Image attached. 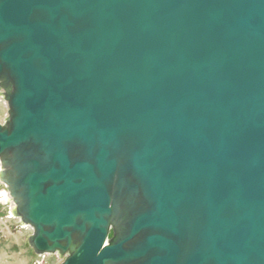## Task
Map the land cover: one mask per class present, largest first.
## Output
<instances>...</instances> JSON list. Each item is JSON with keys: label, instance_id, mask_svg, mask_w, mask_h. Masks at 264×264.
<instances>
[{"label": "water", "instance_id": "water-1", "mask_svg": "<svg viewBox=\"0 0 264 264\" xmlns=\"http://www.w3.org/2000/svg\"><path fill=\"white\" fill-rule=\"evenodd\" d=\"M0 179L61 264H264V0H0Z\"/></svg>", "mask_w": 264, "mask_h": 264}, {"label": "rangeland", "instance_id": "rangeland-1", "mask_svg": "<svg viewBox=\"0 0 264 264\" xmlns=\"http://www.w3.org/2000/svg\"><path fill=\"white\" fill-rule=\"evenodd\" d=\"M7 102L0 95V123L7 118ZM5 187L0 184V264H61L58 255L37 256L27 244L32 230L9 214L12 203L6 199ZM14 208V206H13ZM11 212V211H10Z\"/></svg>", "mask_w": 264, "mask_h": 264}, {"label": "bare ground", "instance_id": "bare-ground-1", "mask_svg": "<svg viewBox=\"0 0 264 264\" xmlns=\"http://www.w3.org/2000/svg\"><path fill=\"white\" fill-rule=\"evenodd\" d=\"M7 114H8V113H7ZM0 168H1V167H0ZM0 173H1V171H0ZM0 184H2V185L4 186V184L1 182V179H0ZM5 195H7V196H6V199H9V200L11 201V198H10V196H9V194H8V192H7L6 190H5ZM11 202H12V201H11ZM13 209H14V208H13V205H12V208H11V210H10L11 212L9 211V214H10V215H13ZM25 227H27V229H31L30 227H28V226H26V225H25ZM31 230H32V229H31ZM42 256H47V255H42Z\"/></svg>", "mask_w": 264, "mask_h": 264}, {"label": "built area", "instance_id": "built-area-1", "mask_svg": "<svg viewBox=\"0 0 264 264\" xmlns=\"http://www.w3.org/2000/svg\"><path fill=\"white\" fill-rule=\"evenodd\" d=\"M0 167H1V164H0ZM0 171H1V168H0ZM41 257H42V256H41ZM37 264H44V262L41 261V262H38Z\"/></svg>", "mask_w": 264, "mask_h": 264}, {"label": "crops", "instance_id": "crops-1", "mask_svg": "<svg viewBox=\"0 0 264 264\" xmlns=\"http://www.w3.org/2000/svg\"><path fill=\"white\" fill-rule=\"evenodd\" d=\"M11 210V209H10Z\"/></svg>", "mask_w": 264, "mask_h": 264}]
</instances>
